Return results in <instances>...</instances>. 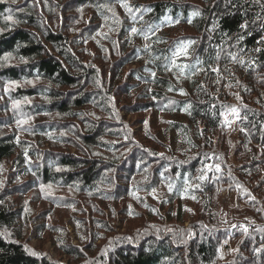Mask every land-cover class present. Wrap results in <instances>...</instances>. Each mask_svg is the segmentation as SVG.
Wrapping results in <instances>:
<instances>
[{"label": "clouds", "instance_id": "clouds-1", "mask_svg": "<svg viewBox=\"0 0 264 264\" xmlns=\"http://www.w3.org/2000/svg\"><path fill=\"white\" fill-rule=\"evenodd\" d=\"M0 5V257L264 264V0Z\"/></svg>", "mask_w": 264, "mask_h": 264}, {"label": "trees", "instance_id": "trees-1", "mask_svg": "<svg viewBox=\"0 0 264 264\" xmlns=\"http://www.w3.org/2000/svg\"><path fill=\"white\" fill-rule=\"evenodd\" d=\"M84 2H85V0H71L72 4H82ZM67 7H68V5L65 6V13H64L65 19H66ZM154 7H155L157 12L160 11V5H155ZM2 9H3V5H0V10H2ZM177 11H181V9H177ZM30 22H31V20H30ZM17 34L19 35L20 33L18 32ZM51 39H52L53 43H59L60 40L62 39V37H51ZM41 49H42V46H41ZM7 139H10V137ZM6 155H9V156L13 155L11 153V146L0 144V159H3ZM258 163H259V161H253L251 165H243V167H255ZM240 179L243 180V177L241 176ZM258 179H259L258 176H254V180H258ZM240 185L242 186V188H236L235 189L236 202L241 203L243 201H248V203L250 205L255 204L256 207H250V208L246 209L245 214L252 216L253 218H259L261 216V213L257 209L260 207H264V200L259 199L258 192H259L261 185H264V181L257 183L255 185V187H251V186L246 185L244 183H240ZM243 189H246V191H244ZM250 197H256V200L253 201ZM257 239L259 240V236H257ZM5 259H7L9 261V264H22L23 256L20 255L16 258L0 257V264H4ZM140 259H141L142 264H157L159 257H156L154 259L153 257L142 255Z\"/></svg>", "mask_w": 264, "mask_h": 264}, {"label": "snow or ice", "instance_id": "snow-or-ice-1", "mask_svg": "<svg viewBox=\"0 0 264 264\" xmlns=\"http://www.w3.org/2000/svg\"><path fill=\"white\" fill-rule=\"evenodd\" d=\"M9 19H11V18H9ZM164 20H165V21H168L169 18H168V17H165ZM225 121L228 122L227 114H225ZM217 169H219V165H217ZM201 179H204V177L202 176ZM236 188H242V186H241L239 183H237V184H236ZM243 190L246 191V189H243ZM193 198H194V197H193ZM250 198H251L253 201H255V197H250Z\"/></svg>", "mask_w": 264, "mask_h": 264}]
</instances>
